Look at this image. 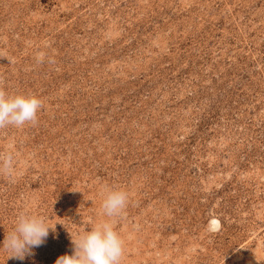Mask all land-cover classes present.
I'll list each match as a JSON object with an SVG mask.
<instances>
[{
	"label": "rangeland",
	"instance_id": "rangeland-1",
	"mask_svg": "<svg viewBox=\"0 0 264 264\" xmlns=\"http://www.w3.org/2000/svg\"><path fill=\"white\" fill-rule=\"evenodd\" d=\"M0 88L42 101L0 128V246L55 228L0 264L71 255L105 188L119 264H264V0H0Z\"/></svg>",
	"mask_w": 264,
	"mask_h": 264
},
{
	"label": "clouds",
	"instance_id": "clouds-1",
	"mask_svg": "<svg viewBox=\"0 0 264 264\" xmlns=\"http://www.w3.org/2000/svg\"><path fill=\"white\" fill-rule=\"evenodd\" d=\"M42 101L32 94H8L0 88V128L22 127L35 123ZM0 170L11 175L13 156L8 153L2 157ZM102 210L110 218L85 230L77 238H72L71 255L59 257L55 264H119L123 254V241L115 230L114 219L123 218L128 204V193L119 188H105L102 193ZM48 219L43 215L21 211L17 214L13 229L6 234L0 249L11 253L10 258L25 259L33 255V249L43 245L50 231Z\"/></svg>",
	"mask_w": 264,
	"mask_h": 264
}]
</instances>
